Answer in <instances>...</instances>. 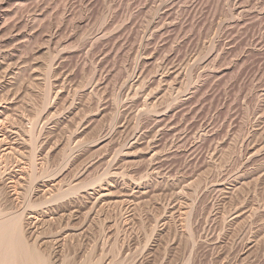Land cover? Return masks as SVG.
I'll return each mask as SVG.
<instances>
[{
	"label": "rangeland",
	"instance_id": "374dc122",
	"mask_svg": "<svg viewBox=\"0 0 264 264\" xmlns=\"http://www.w3.org/2000/svg\"><path fill=\"white\" fill-rule=\"evenodd\" d=\"M0 99L16 259L264 264V0H0Z\"/></svg>",
	"mask_w": 264,
	"mask_h": 264
},
{
	"label": "bare ground",
	"instance_id": "6f19581e",
	"mask_svg": "<svg viewBox=\"0 0 264 264\" xmlns=\"http://www.w3.org/2000/svg\"><path fill=\"white\" fill-rule=\"evenodd\" d=\"M10 70H11V69H10ZM4 72H5V71H4ZM5 75H6V74H5ZM3 78H4V77H3ZM1 80H2V79H1ZM0 100H1V99H0ZM0 111H1V110H0ZM1 113H2V111H1ZM5 115H6V114H5ZM6 118H7V117H6ZM7 120H8V119H7ZM11 120H12V119H11ZM49 120H50V119H49ZM1 122H2V121L0 120V125L3 124V123H1ZM7 123H9V122H7ZM3 125H4V124H3ZM4 128H5V127H4ZM19 129H20V128H19ZM4 131H5V130H4ZM7 131H8V130H7ZM13 133H14V132H13ZM2 134H5V132H3V131L1 130V135H2ZM18 135H19V134H18ZM18 135H17V136H18ZM20 135H21V134H20ZM2 136H3V135H2ZM2 136L0 137V144L4 143V139L6 138V137H4V136L2 137ZM15 136H16V135H15ZM18 137H19V136H18ZM137 137H139V136H137ZM7 138H8V137H7ZM18 139H19V138H18ZM7 140H9V138H8ZM11 140H12V139H11ZM5 141H6V140H5ZM19 141H20V140H19ZM24 141H25V140H24ZM6 142H7V141H6ZM13 142H14V140H13ZM8 144H11V143H8ZM0 146H1V145H0ZM7 146H8V145H7ZM0 148H1V147H0ZM2 148H3V147H2ZM14 148H15V147H13V150H14ZM16 148H17V146H16ZM16 148H15V149H16ZM18 148H19V146H18ZM7 149H8V148H7ZM4 150H5V149H4ZM4 150H3V151H4ZM18 150H19V149H18ZM1 151H2V150H1ZM14 151H15V150H14ZM8 153H9V152H8ZM14 153H16V152H14ZM3 154H5V153H3ZM3 154H2V156H3ZM9 154H10V153H9ZM9 154H8V155H9ZM18 154H19V153H18ZM12 155H14V154H12ZM21 155H22V154H21ZM2 156H1V157H2ZM10 156H11V155H9V157H10ZM1 157H0V159H1ZM5 157H6V156H5ZM15 157H16V156H15ZM3 158H4V157H3ZM7 158H8V156H7ZM11 158H12V157H11ZM9 159H10V158H9ZM6 160H8V159H6ZM10 161H11V160H10ZM1 162H2V161H1ZM1 162H0V163H1ZM3 162H4V161H3ZM7 162H8V161H7ZM7 162H5V163H7ZM17 162H18V161H17ZM8 163H9V162H8ZM19 163L21 164L20 161H19ZM11 164H12V163H11ZM20 164H17V163H16V166H17V165H20ZM0 165H1V164H0ZM7 166H8V165H7ZM20 166H21V165H20ZM20 166H19V167H20ZM1 167H2V165H1ZM5 167H6V166H5ZM6 168H7V167H6ZM16 168H17V167H16ZM22 168H24V167L22 166L21 169H22ZM2 169H3V168H2ZM2 169H1V170H2ZM18 169H19V168H18ZM1 170H0V171H1ZM22 170H23V169H22ZM10 171H11V169H10ZM10 171H9V172H10ZM13 171H14V168H13ZM15 171H16V170H15ZM23 171H24V170H23ZM9 172H8V173H9ZM21 172H22V171H21ZM1 174H2V175L4 174L3 171H2ZM5 174H6V173H5ZM5 174H4V175H5ZM18 174H19V173H18ZM23 174H25V173L23 172ZM8 175H9V174H8ZM115 175H116V174H115ZM9 176H10V175H9ZM9 176H8V177H9ZM14 176H15V175H14ZM116 176H117V175H116ZM2 177H3V176H2ZM2 177H0V178H2ZM23 177H24V176H23ZM13 178H14V177H13ZM18 178H19V177H18ZM26 178H27V177H26ZM4 179H5V178H4ZM6 179H7V177H6ZM6 179H5V180H6ZM10 179H11V178H10ZM16 179H17V178H16ZM21 179H24V178L21 177ZM11 180H12V179H11ZM1 181H2V179H1ZM7 181H8V180H7ZM20 181H21V180H20ZM14 182H15V181H14ZM14 182H13V183H14ZM18 182H19V179H18ZM8 184H9V183H8ZM16 184H17V181H16ZM43 184H44V183H43ZM45 185H46V184H45ZM3 186H4V185H3ZM9 186H10V185H8V187H9ZM12 187H13V186H12ZM15 187H16V185H15ZM17 187H18V184H17ZM69 187H70V186H69ZM94 187H95V186H94ZM13 190H15V188H14ZM23 190H24V189H23ZM42 190H43V189H42ZM61 190H62V189H61ZM17 191H20V190H17ZM13 192H14V191H13ZM26 192H27V191H26ZM58 192H59V191H58ZM19 193H20V192H19ZM15 194H17V192H15ZM20 194H21V193H20ZM56 194H57V193H56ZM56 194H55V195H56ZM15 197H18V196H15ZM19 197H20V196H19ZM69 197H70V196H69ZM102 197H103V195H102ZM57 198H58V197H57ZM67 198H68V197H67ZM25 199H27V198H25ZM50 199H51V198H50ZM87 199H88V198H87ZM14 200H15V199H14ZM97 200H98V199H97ZM45 201H46V200H45ZM52 201H53V200H52ZM57 201H58V200H57ZM24 202H25V201H24ZM29 202H30V201H29ZM46 202H47V201H46ZM58 202H59V201H58ZM69 202H70V201H69ZM89 202H90V201H89ZM129 202H130V201H129ZM20 203H21V202H20ZM23 205H24V204H23ZM29 205H31V204H29ZM27 207H28V206H27ZM35 207H36V206H34V208H35ZM92 207H93V206H92ZM102 207H103V206H102ZM102 207H101V208H102ZM18 208H19V207H18ZM101 208H100V209H101ZM27 210H28V209H27ZM27 210H26V208H23V209L20 211V209H17V208H16V210H15L14 212H19V214L17 213V214L15 215L14 212H13V214L15 215V216H14V215L12 216L13 218L10 217V220H8V219H9V218H8L7 220H4L3 222H2V221L0 222V224H2V226L0 225V264H15V263H16V260H18V259L15 258V257H16V256H15V253H13V251H12L13 248H14V247L12 248V246H14V245H13V241L15 240V238H14V240L12 239L13 241L11 240V238H12L13 236H12L11 238H9V235H8V234H10V233L7 232V230H6V226H7V227H10V225H11V227L14 228L15 230H16L17 228H19L18 230H19L20 232H22V231H25V232H26V230H30L29 233H30V232L32 233V230L36 227V221H37L36 218H37V216L32 214L33 212H36V211H33V209H32V212H30V211L28 212ZM0 212H1V211H0ZM10 212H11V211H10ZM39 212H40V211H39ZM41 212H42V211H41ZM43 212H44V211H43ZM49 212H50V211H49ZM71 212H72V211H71ZM99 212H100V211H99ZM1 213H2V212H1ZM44 213H45V212H44ZM46 213H48V212H46ZM83 213H84V212H83ZM85 213H86V212H85ZM42 214H43V213H41V215H42ZM88 214H89V213H88ZM27 215H28V216H27ZM45 215H46V214H45ZM50 216H51V215H50ZM26 217H27V219H26ZM39 218H40V217H39ZM39 218H38V219H39ZM61 218H62V217H61ZM51 219H52V217H51ZM51 219H50V220H51ZM93 219H94V218H93ZM43 220H44V219H43ZM56 220H57V219H56ZM62 220H63V219H62ZM47 221H48V219H47ZM47 221H46V223H47ZM60 221H61V220H60ZM70 221H71V220H70ZM39 222H40V221H39ZM51 222H52V221H51ZM44 223H45V220H44ZM4 224H5V225L7 224V225L5 226ZM8 224H10V225H8ZM20 224H21V225H20ZM38 225H39V224H38ZM38 225H37V228H38ZM40 225H41V227H42V223H40ZM43 225H44V224H43ZM65 225H66V224H65ZM66 226H67V225H66ZM11 227H10V228H11ZM39 227H40V226H39ZM64 227H65V226H64ZM68 227H69V226H68ZM10 228H9V229H10ZM37 228H36V230H35L36 232H37ZM14 229H13V230H14ZM20 229H21L22 231H21ZM64 229H65V228H64ZM10 230H11V229H10ZM15 230H14V231H15ZM5 231H6V232H5ZM35 231H34V232H35ZM41 231H42V230H41ZM63 231H64V230H63ZM36 232H35V233H36ZM42 232H43V231H42ZM55 233H57V232H55ZM33 234H34V233H33ZM10 235H11V234H10ZM17 236H18V234H17ZM19 236H20V235H19ZM19 236H18V239H19V240L22 239V238H20ZM21 237H22V236H21ZM27 237H28V236H27ZM31 237H32V236H31ZM16 238H17V237H16ZM18 239H17V240H18ZM36 239H37V238H36ZM19 240H18V242H19V244H20V241H22V240H20V241H19ZM23 241H24V242H23ZM23 241H22V242L25 243V240H24V239H23ZM35 241H36V240H35ZM37 241H38V240H37ZM56 241H57V240H56ZM63 241H64V240H63ZM14 242H16V240H15ZM18 242L16 243L17 246H18ZM27 244H28V243L26 242V243H25L26 247L24 246V244L22 245V246H24V249L27 248V249H25V250L23 249L24 251H26V250L29 249V247H27ZM16 245H15V246H16ZM20 246H21V245H20ZM20 246H19V247H20ZM19 247H18V250H19ZM16 248H17V247H15V249H16ZM21 248H23V247H21ZM21 248H20V251L22 250ZM33 248H34V247H33ZM15 249H14V251H16ZM23 250H22V251H23ZM26 252H27V254H25L24 252H23V253L20 252V253H22V255L24 254L25 256H24V258H22L23 260H22V259H21V261L18 260L19 263L24 262V264H35V263L37 264V261H36V260H38L39 257H38L37 255H39V254L36 255L38 258L35 260V257H36V256L33 255V253L31 252V250H30V251H26ZM28 252H30V253H28ZM34 252H35V251H34ZM36 252H37V251H36ZM36 252H35V253H36ZM22 255H20V256H22ZM22 257H23V256H22ZM40 257H42V256H40ZM42 258H43V257H42ZM39 260H40V258H39ZM43 260H44V259H43ZM43 260H42V261H43ZM35 261H36V262H35ZM40 261H41V260H40ZM34 262H35V263H34ZM19 263H16V264H19ZM38 263H39V262H38ZM46 263H47V262H46ZM46 263L43 262V263H41V264H46ZM49 263H50V262H49ZM39 264H40V263H39Z\"/></svg>",
	"mask_w": 264,
	"mask_h": 264
}]
</instances>
